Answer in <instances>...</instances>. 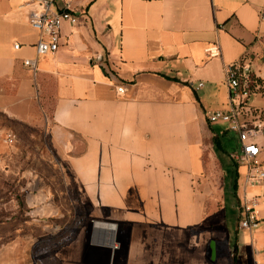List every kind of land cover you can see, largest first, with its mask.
Wrapping results in <instances>:
<instances>
[{"label":"crops","instance_id":"crops-1","mask_svg":"<svg viewBox=\"0 0 264 264\" xmlns=\"http://www.w3.org/2000/svg\"><path fill=\"white\" fill-rule=\"evenodd\" d=\"M28 1L0 0V101L20 116L34 99L50 111L51 144L86 210L59 263L264 264V179H247L230 156L238 133L206 116L231 106L227 65L246 59L264 77L263 0H72L80 23L65 21L59 49L41 55ZM261 100L254 91L242 111ZM255 139L264 162V133ZM221 152L234 170L221 167L216 208L202 187ZM32 200V221L61 215L48 191ZM253 200L258 225L242 227ZM17 234L0 264H37L36 232Z\"/></svg>","mask_w":264,"mask_h":264},{"label":"rangeland","instance_id":"rangeland-1","mask_svg":"<svg viewBox=\"0 0 264 264\" xmlns=\"http://www.w3.org/2000/svg\"><path fill=\"white\" fill-rule=\"evenodd\" d=\"M257 92L262 100L252 109L242 111L241 116L250 123L262 124L257 134L259 136L264 133V77H260V89ZM34 100L33 107L22 116L12 113L11 109L0 101V128L13 130L17 135L13 143L2 145L5 147V159L0 168V250L18 237L17 233L26 232L29 228L36 232V237L40 240L35 252L37 264H60L54 252L61 243L69 240L73 227L84 221L86 210L80 205L77 188L61 165L51 144L48 128L50 111ZM231 135L234 136L233 133ZM231 149L234 151V147L231 146ZM225 162L226 168H229L232 174V159L226 153H218V158L212 162L210 179L205 181L202 187V191L207 194V205L211 206L213 200L212 204L216 208L222 205L224 195L225 177L221 167ZM41 189L52 195L61 210V215L50 217L46 222L32 221L29 214L33 194ZM50 222L52 226L67 225L66 234L60 235L56 231L43 234L44 223Z\"/></svg>","mask_w":264,"mask_h":264},{"label":"built area","instance_id":"built-area-1","mask_svg":"<svg viewBox=\"0 0 264 264\" xmlns=\"http://www.w3.org/2000/svg\"><path fill=\"white\" fill-rule=\"evenodd\" d=\"M26 5L32 6L30 10V23L36 28L40 37L35 44L38 55L55 52L59 49L62 39V26L65 21L73 25L80 23L82 12L72 4V0H29ZM259 18L264 21V0L259 8ZM19 47V43L15 45ZM210 55H215V47L208 49ZM24 63L36 67L34 59L26 58ZM226 78L231 90V106L228 109L208 110L206 116L210 122L226 123L228 128L238 133L241 142L240 148L230 153V156L239 164L247 165V179L250 182H260L264 179V162L256 158L260 153V145L255 137L261 130V123H250L241 116L242 107L254 92V73L246 59L237 60L226 69ZM199 85H203L200 82ZM123 91L124 85L118 87ZM17 138L13 130L0 128V168L4 165L5 147ZM4 148V149H3ZM256 200L244 202L243 216L240 226L255 228L258 219L255 210Z\"/></svg>","mask_w":264,"mask_h":264},{"label":"trees","instance_id":"trees-1","mask_svg":"<svg viewBox=\"0 0 264 264\" xmlns=\"http://www.w3.org/2000/svg\"><path fill=\"white\" fill-rule=\"evenodd\" d=\"M254 79H255V81H254V83H253V89H254V91H258L259 89H260V77H258L257 75H255L254 76ZM229 130H227V132H228ZM226 132V133H227ZM226 133H225V135H226ZM214 142L216 143V144H218V145H221V141H220V139L218 138V137H215L214 138ZM223 150H225V151H227V148H226V146L225 145H221L220 146Z\"/></svg>","mask_w":264,"mask_h":264},{"label":"bare ground","instance_id":"bare-ground-1","mask_svg":"<svg viewBox=\"0 0 264 264\" xmlns=\"http://www.w3.org/2000/svg\"><path fill=\"white\" fill-rule=\"evenodd\" d=\"M106 224V223H105Z\"/></svg>","mask_w":264,"mask_h":264}]
</instances>
